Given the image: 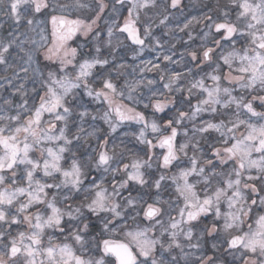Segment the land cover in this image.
I'll return each mask as SVG.
<instances>
[{"label":"snow or ice","instance_id":"6c2138e0","mask_svg":"<svg viewBox=\"0 0 264 264\" xmlns=\"http://www.w3.org/2000/svg\"><path fill=\"white\" fill-rule=\"evenodd\" d=\"M97 2L99 10L89 22L66 15L88 7L80 0L73 3L0 0V14L9 16L18 26L23 17H28L27 24L32 26L34 20L30 13L51 8L50 42L45 40L41 30V39L46 44L43 56L46 61L59 65L58 70L49 71L47 80L43 81V94L36 92L31 106L27 100L21 105L26 116L0 115V122H4L0 124V264H168L157 259L158 245L164 251L179 249L185 264H215L211 256L184 253L180 238L188 241V248L200 250L205 235L214 237L221 232L226 236L225 251L239 252L243 264H264V111H257L253 104L259 101L264 108V0H230L222 12V20L210 15L201 18L209 21L206 25L209 31L204 37L211 36L214 47L202 44V52L185 50L180 53V59L187 55L201 68L214 60L213 54L218 50L215 67L208 64L212 68L206 74L210 84L201 77L193 79L185 88L180 84L182 73L173 71L165 77L160 64L152 61L140 68L141 73L160 70L161 81H167L163 84L164 92H152L153 98L164 96L163 100L156 98L144 103V108H151L154 116L163 114L151 120L122 102L125 98L134 99L132 93L137 91L140 81L125 84L127 96L111 79L103 78L99 89L93 87L94 81L90 79L93 69L103 68L109 61L78 59V48L69 45L78 34L85 38L90 34L93 39L100 37L94 26L107 5L103 0ZM152 2L115 0L122 8L127 6V17L122 26L112 21L108 28L109 44L116 30L126 33L133 44L144 46L145 39L140 37L136 25L140 11ZM178 4L179 0H171V7ZM232 9H236L235 20L231 19ZM119 11L113 5L112 12ZM167 19L165 15L160 24ZM193 20L198 18L193 17ZM193 20L185 23L180 31L189 28ZM144 32L147 37L150 27H145ZM11 45V41L0 45V64L6 63L5 53ZM96 52H100L99 47ZM28 59L31 62L32 57ZM163 60L180 62L167 54L163 55ZM21 70L29 71L28 68ZM81 89L83 95L106 105L100 118L112 133L125 122L142 125L136 140L146 146L147 159L136 157L130 163L124 162L121 153L117 162L115 145L110 151L109 141L104 137L98 148L93 149L95 157L87 165L80 162L69 147L73 139L66 132L69 116L74 108L80 107L76 90ZM185 91L187 96H183ZM237 91L239 96L233 94ZM166 93L182 95L181 107L176 109L175 115L168 113L176 107L177 101ZM246 94L251 95L250 100L246 99ZM193 95H197L194 105L191 103ZM185 101L188 111L183 108ZM4 104L9 105L10 101L4 100ZM232 106L235 112L221 113V109ZM205 113L212 118L200 119L197 123ZM90 114L87 109L79 112L81 124L75 135L77 142L81 139L79 133L84 131L83 119ZM217 115L221 118L214 122ZM92 119L97 117L93 115ZM57 122H63L64 126H58ZM185 122L191 125V135ZM180 127H184L183 142L177 139L181 135ZM210 133L216 136L211 137ZM156 149L161 151L156 152ZM35 153L39 155L34 156ZM153 160L159 162L160 168L176 169L171 176L161 174L154 186L159 190L161 181L171 180L176 199L183 202L180 218L169 216V223L164 226L161 220L155 219L162 209L150 203L143 215L153 222L152 227L131 229L126 222L130 216L126 209L134 208L137 201L124 197L123 192L132 184L144 187L148 183L143 169H151ZM101 172L111 174L112 180L93 175ZM117 176L121 179L117 180ZM190 178H195L194 182ZM201 183L203 188L198 191L197 185ZM74 199L80 200L78 206L69 203ZM122 220L123 224L116 223ZM97 223L100 228L94 232ZM13 225L17 226L14 236ZM156 225L161 226L160 236L150 235ZM165 235L167 241L161 239ZM118 236L123 238L118 239ZM212 247L217 249L218 244L213 242Z\"/></svg>","mask_w":264,"mask_h":264},{"label":"rangeland","instance_id":"374dc122","mask_svg":"<svg viewBox=\"0 0 264 264\" xmlns=\"http://www.w3.org/2000/svg\"><path fill=\"white\" fill-rule=\"evenodd\" d=\"M219 1L224 4V5H222V8L224 7V9H222L220 11V15H217V13H216V10L219 8L218 7L219 4L217 3L218 1L214 2V5L212 8L206 10L205 0H179V4L175 8L171 7V0H169L168 6H167L168 7L167 12H165L164 11L165 9H162L160 6L159 7L156 6L154 3V0H153V2L151 4H149V6L147 8H144L140 11L139 18H141V21L144 24L142 31H144L145 27H150V34H152L154 30H157V32H160L161 35H166V36H161L162 38L160 39L159 36L154 35L152 37L153 46L151 49V52H152V57H150L151 60L150 59L144 60L145 58L140 59L139 62H137L135 65H132L133 67L131 68L130 71L124 72V74L122 76V77H124L123 82H121V79H118L119 82H121L120 83L121 85L120 86L116 85V86H117L118 90H123L125 92L126 96L128 93V89L126 87H124L125 84L126 83L132 84V83H135L136 81H140V84L137 87V91L135 93H132L134 99L132 101H129L126 98L124 99L126 101H129V103H131V104L122 101L124 104H127L130 107H134L133 104L135 103V104L140 105L142 108H144V103H146L148 101V99H147L148 95L152 96V92L157 91V90L159 92H163V89L158 88L157 86L154 85V83L153 84L148 83V81L151 80L148 76V73H152L151 71H145L143 73L140 72V68L144 67L146 62H148V61L153 62L154 61L155 63H157L156 59H157V57H159L161 59V62H162L161 64L160 63L159 64L161 66V69L164 72V70L166 71L169 69V66L166 69H164L162 64L166 63V65H168V64H171V62L164 61L163 55H165V54L172 55L173 60H178L181 62L180 53L184 52L185 50L194 48V50H196L197 52H202L203 51V48L201 47L202 44H209L210 46L214 47V45H211V36H209L207 38L204 37V33L209 31V29L206 27V25L209 23V21L203 20L201 18H203L207 14V15L212 16L213 19L222 20L224 18L222 15V12L225 10L226 6H228L230 4V0H219ZM49 2L50 3H56V2L73 3L74 0H49ZM80 2L85 4V5H88V7L73 10L70 14L66 13V15H68V18H70V19L79 18V19H84V20L90 22L91 19L95 18L96 12L99 10L98 2H97V0H80ZM103 2L107 5V7L105 8L104 12L101 14V19L98 20L96 26H94V31L99 32L101 34L100 31L102 30L104 32V35L109 38L108 28L110 26H112L113 20H115L117 22V17L119 16L122 7L120 5L115 4V0H103ZM113 5H115V7L117 9H120V11L117 13H113L112 12ZM123 8H127V6H125ZM213 9H215V12ZM232 10H234V14L231 16V19L235 20L236 9H232ZM125 13L126 14H125L124 18L122 19V21L120 23H118L121 26L123 25L124 20L127 17V10ZM37 14H42L41 19L42 18L45 19V22L41 23V25H47V27H48L47 28V35L45 34L44 37H45L46 41L50 42L51 32H52V25H51V15L53 14L52 10H51V8L42 9L41 12L37 13ZM56 14H59V12H57ZM165 15L168 17V19L165 21V23L163 25H161L160 19H162ZM193 17L198 18V20H193ZM189 20H193V22L189 26V28L185 29L184 31H180V29L183 27V25L185 23H187ZM138 25H139V20L137 21V25H136L137 28H138ZM195 28H196V30H194ZM158 30H160V31H158ZM188 32L191 33V35L193 36L192 39L196 43H194V42L190 43L187 41L188 44H185V47L182 48L183 50L175 51L173 45L176 43V41L178 39L181 38V34H187ZM35 35H36V37L34 38V41L36 43H38V45H41L43 47V49H41V51H40L41 62L47 63V64L53 66L54 69L52 71L58 70V67H59L58 63L52 64L50 61H46L44 59L43 52L45 50L46 44H45V40L41 39V33H38ZM111 38H113L112 41L113 42L115 41V43H120V41H122V40H127L131 44L132 48L136 47L138 49L137 52L140 54L141 51H139V49H141V46L133 44L127 38L126 33H120L119 31L114 30L113 36ZM195 38H196V40H195ZM101 43L102 42L100 41V38L93 39L91 34L89 35L88 38H85L84 36H81L78 34L77 37H74L72 41H69L70 46L78 48V59H82V58H79L80 53L83 54V56H84L83 58H88L86 53H88L89 51H91L92 53H94V52L96 53V48L97 47L101 48V46H102ZM81 45H83V47H81ZM86 46H89L90 50H89V48L85 49ZM85 51H86V53H85ZM218 54L219 53L217 50V52L213 54L214 60L210 61V62H206L204 65L212 64V67H215V63L218 62ZM175 55H177V57H175ZM187 57H188L189 61L191 62V64L194 66L195 63L191 61V57H189V56H187ZM180 62H179V64H180ZM174 64H177V63H174ZM204 65H202V66H204ZM149 67H151V65H149ZM194 67H195V69L198 68L197 66H194ZM210 69L212 70L211 67H210ZM154 70H157V69H154ZM157 71H160V70H157ZM120 73H122V72H120ZM118 80H117V82H118ZM158 80L160 81V79H158ZM237 92H238V94H234V93L233 94L237 95V96L240 95V92L239 91H237ZM247 96H249L248 99L250 100L251 95L246 94V97ZM156 98L163 100L164 96H158V97H155L154 99H156ZM137 100H139L141 102L136 103ZM253 104H254V107L256 108L257 111H258V108L260 111H264V108H262L260 106L259 101H254ZM103 106H104L103 110H105L104 108H106V105H103ZM170 107H171V105H170ZM149 110H150L151 114H150V116H146V117L150 120L154 119L155 117H158L159 115H162V114H155V116H154L153 110L151 108H149ZM137 111H140V110H137ZM221 111H222V109H221ZM1 115H5V113L2 112ZM204 115H207V114L206 113L202 114L201 117L202 116L204 117ZM45 116L47 117V114H45ZM220 118H221V116H220ZM202 119H204V118H202ZM209 119H211V117ZM57 124H58V122H57ZM77 124H78L77 126H79L81 124V120H79ZM82 126H83L84 131L80 132V133L83 136H87L88 133H94V135H91V136H93V138L91 140H93V142H95L94 148L97 149L98 143H99V142H97V136H98L97 132L99 131L98 125L95 124L94 122L87 124L83 119ZM185 126L188 127L189 134L191 135V125L188 124L187 122H185ZM141 127H142V125H138L134 122H130V121L125 122L123 124H120L117 127V130L122 129L121 132L118 131V135L115 136L114 140H117V141L114 142L112 140L111 141L108 140L109 141L108 149L110 151L113 149V145H115V153H116V157H117V162H119V157H120L121 153L124 155V160H127V162H129V163L131 162V160L133 158L137 157V156H135V157L130 156V153L132 152L131 149H132L133 145L138 146V148H143V150H145L144 152L147 153L146 146L139 144V142L136 140V136L139 134V130ZM108 129H109V127H108ZM109 131H111V130L109 129ZM109 131L107 130L104 133L105 136H107L108 134H111V132H109ZM179 131H180L181 135L178 136V138H177L178 142H183L185 139L183 137L184 127H180ZM99 134L101 135V133H99ZM151 135L152 134L149 133V137H151ZM74 146L76 148L74 147L73 150L81 148L80 144H75ZM126 146L127 147L129 146V147L127 148ZM116 148H119V149L117 150ZM92 151H93V149H91L89 151V153L91 154ZM155 151L160 152L161 150L156 149ZM33 155L38 156L39 154L35 153ZM66 155L71 156V153H66ZM189 155H191V151L189 152ZM145 159H147V156ZM89 162H90V160L88 162H83V163L81 162V163L87 165ZM154 164H158V167H159V162L157 160L152 161V167ZM159 169L162 170L164 172V175H166V176H170L173 174V173L172 174L169 173L172 169L166 170V169H163L160 167H159ZM146 170H148V168H145V170L143 169V171H146ZM174 170L176 171L175 168H174ZM101 176H107L108 181L112 180L111 174H104L101 172V173H97L96 177L100 178ZM116 179L117 180L121 179V176H117ZM190 179H192L193 182L195 180V178H190ZM107 186L110 187L111 186L110 183ZM170 186H172V188H170ZM132 188H133L132 190L137 191V196L136 195L132 196L131 194H129V196H130V198L136 200L137 203L135 204L134 208H127L126 209V211L130 213V216L126 218V222L129 226V228L136 229L138 227L139 228L152 227L153 222L146 220L144 218V215H143L144 210L146 209L147 205L150 203L155 204L156 206H158L162 209L161 214L159 216H157L155 219L161 220L163 222L164 226L168 225L169 216H173L176 219L180 218L179 217V209H180V207H182L183 202L176 199V193H175L173 184H171V185L169 184L170 189H168L169 191L167 193H164L163 190L159 193H157L158 191L154 192V195L152 194L153 198L150 199V200H153V202H150V200L146 201L145 199H143V195L145 193H147V191L144 192L145 186L141 187L139 185L132 184ZM202 188H203L202 183L197 185L198 191ZM65 191H67V190H65ZM200 194L203 195L202 192ZM155 197H157V198H155ZM81 199H82V196H81ZM120 202L122 205L125 204V201L123 199H121ZM69 203H71L75 207V206H78V204L80 203V200L74 199V200L70 201ZM61 206H63V205H61ZM137 212L139 213V215H137ZM131 217H135V219H132ZM124 222L125 221L122 220V221H118L116 223L123 224ZM16 227H17L16 225L12 226V235L13 236L16 235V232H15ZM99 228H100V225H99V223H97V228L94 230V232L98 231ZM155 228L158 229V234L155 235V232L157 230L155 231V229H154V231L152 233H150V235L160 236L161 226L156 225ZM196 234L199 235V229H198V231H196ZM117 238L122 239L123 237L118 236ZM225 238H226V236L222 232L219 233V235L218 234L215 235L214 237H208L205 235L204 239L200 242L201 243V249L200 250L188 248L187 247L188 241L184 240L183 237H181L180 239H181V243L184 245V253L195 252L198 255H205V252L207 250H209L210 252H214L215 255H218L217 251L219 250V248L221 246H223V244H226V243H224ZM161 239H164V236L161 237ZM45 240H46V238H45ZM195 242L196 241L193 240V243H195ZM213 242H216L218 244L217 249H213V247H212ZM226 247H227V245H226ZM226 247H225V249H226ZM157 251H158V249H157ZM225 252H227L228 258L230 260L231 259L232 260H238L239 259L240 253L237 252L236 250H229V251H225ZM181 255L182 254H181L179 249L173 248L170 251H164V250L159 251V253H158V255H156V257L158 260L162 259V260L168 262V264H185V261L183 259H181ZM207 256H211L214 259V255H207ZM173 257H176L175 261H173ZM191 259H193V258L189 257V260H191ZM215 264H218V263L215 262ZM241 264H243V262Z\"/></svg>","mask_w":264,"mask_h":264},{"label":"trees","instance_id":"16d2710c","mask_svg":"<svg viewBox=\"0 0 264 264\" xmlns=\"http://www.w3.org/2000/svg\"><path fill=\"white\" fill-rule=\"evenodd\" d=\"M218 1V9L216 10L217 15H220V11L224 9L222 8V5H224L222 2L219 0H205L206 4V10L210 9L213 7L214 2ZM168 2L169 0H154V3L156 6H160L162 9H165L164 11H168ZM215 12V9H213ZM2 12V10H0ZM126 8H122L120 11L119 16L117 17V23H120L122 19L125 16ZM175 12V11H174ZM234 14V10L231 11V16ZM207 15V14H206ZM42 14H37V13H30V17L34 20V23L32 26H29L27 24V18L28 17H23L21 19L20 25L18 26L14 20H12L9 16L0 14V45L6 44L9 41L12 42L11 47L9 48V52L5 53V59L6 63L5 64H0V115L2 112L5 113L4 116H13L16 115L17 113H20L22 115H27V113H24L23 108L21 105L24 104L25 100H27L28 105L31 106L33 104V97L36 95V92H40L41 94L43 93L42 91V83L43 81L47 80L48 73L49 71H52L54 69L53 66L43 63L40 60V51L43 49L41 45H38L34 41V38L36 37L35 34L41 33V30H43V35H47V25H41V23L45 22V19H41ZM144 27L143 22L141 21V18H139V35L142 39H145V45L141 46L143 50L139 49L140 54L137 52L138 49L132 48L131 44L127 40H122L120 43H115L113 42V38H111V42L109 44V39L107 36L104 35V32L101 30L100 34V41L101 43V48L99 53H92L89 51L87 54L88 58H99V59H107L109 63L105 65L103 68L100 66H97L95 69H93V76L90 78L91 80L94 81L93 87L95 88H100L102 87L103 84V78L111 79L112 82L115 85H121L120 83L123 82L124 77L123 74L126 71H130L131 68L133 67L132 65H135L137 62L140 61V59L145 58L150 59L152 57V46H153V41L152 37L154 35L159 36L160 39L162 38L161 36H166V35H161L160 32H157V30H154L152 34L148 35L145 37V32L142 31ZM196 30V28L194 29ZM160 31V30H158ZM189 33L187 34H181V38L176 41L174 44L175 51H181L183 50L182 48L185 47V44H188V42H194L196 43L192 38L189 39ZM16 37H19L17 39ZM191 37H193L191 35ZM196 40V38H195ZM188 41V42H187ZM40 46V47H39ZM86 48H89V46H86ZM121 48V49H120ZM188 50H194L188 49ZM31 56L32 60L29 62L28 57ZM83 54L80 53L79 58H83ZM177 57V55H175ZM151 60V59H150ZM157 63H162L161 59L157 57ZM153 63H155L153 61ZM164 69H166L169 66L168 70H164L163 74L165 77H167L168 74L171 72H180L183 74V79L180 81V84L184 86L185 88L188 86V84L193 80V79H200L201 77H204L207 83H211V81L207 80L206 74L211 72L212 70L208 65L202 66L201 68L195 69L194 66L191 64L189 61L187 55H185L184 59L181 60L180 64H162ZM22 68H28L29 71L27 73L23 72L21 69ZM189 68H191V72H189ZM56 69V68H55ZM122 72V73H120ZM152 73H148V76L151 80L154 81V85L157 86L158 88H162L163 92L165 91L163 88V84L166 81H161V72L157 70H151ZM118 79H121V82H119ZM160 79V81L158 80ZM118 80V82H117ZM10 81V83H9ZM119 83V84H118ZM23 85L22 88L20 86ZM19 89V91H17ZM77 91V98L76 102L80 104L79 108H74L73 113L69 116L68 122H67V128L69 131L66 132V134L73 139L72 145L69 147L72 148V152L76 154V157L80 160V162H88L89 160L93 159L95 157V152L92 151L90 154L89 151L91 149H95L94 145L95 142L91 140L93 136H83L81 133L79 135L81 136V139L77 142L75 140V135L77 134L78 130V121L80 120L79 118V112L84 111L87 109L91 114L84 117V121L87 124H90L94 122L95 124L98 125L99 131L97 132V142H100V140L104 137H107L109 141H114L116 142L117 140L115 139V136L118 135V131L121 132V130H117L115 133H112L109 131L108 126L104 123V121L100 118L103 115V105L94 102L91 98L83 95V91L81 90H76ZM234 94H238V92H234ZM166 95L173 96L174 99L177 101L176 107L172 109L171 112L168 113V115H175L176 114V109L181 107V104L179 101L182 99V95L180 93H166ZM198 95V94H197ZM197 95H193L191 98V103L194 105L197 101ZM183 96H187V92L185 91L183 93ZM239 96V95H238ZM249 96L246 97L248 99ZM9 100L10 104L5 105L4 100ZM148 101L150 99H154L152 96L147 97ZM69 100L72 101V97H69ZM147 101V102H148ZM123 102L129 103V101H126L123 99ZM36 103H38V99L36 100ZM131 104V103H129ZM133 106L137 109L143 112L146 116H150V110L149 108H142L138 104H133ZM183 108L185 111L189 110V106L187 101L184 102ZM105 109V108H104ZM258 111L259 108H258ZM232 113L235 112V107L232 106L230 109H222L221 113ZM95 115L97 117L96 120L92 119V116ZM163 115V114H162ZM160 116V115H159ZM158 116V117H159ZM156 118V117H155ZM204 118L203 120H207L210 118V116L204 115L201 118L198 119L197 123L200 121V119ZM212 118V117H211ZM225 119H227V116H224ZM245 118H247L245 116ZM220 116L217 115L214 118V122H219ZM254 119V118H253ZM4 122H0V124H3ZM58 126L63 127L64 123L63 122H58ZM111 132V134H108L105 136L106 131ZM101 133V135L99 134ZM211 137H215V133H210L208 134ZM95 141V140H94ZM96 142V143H97ZM75 144H80L81 148L74 149ZM120 146V145H119ZM127 147V146H126ZM129 147V146H128ZM127 147V148H128ZM76 148V147H75ZM120 148V147H119ZM119 148H116L117 150ZM82 149V150H81ZM132 152L130 153V156L132 157H142L146 158V153L144 152L143 148H138V146L133 145L132 146ZM124 162H127V160H124ZM145 170V169H144ZM175 170L172 168V170L169 172L170 174L174 173ZM146 174V179L148 180V183L145 185V193L143 195V199L146 201L150 200L153 198L154 192L158 191L157 193L161 192L162 190L164 193H167L172 186L169 188V184L171 185L172 182L170 179H165L164 181H161V190H157L154 186V181L156 179H159V176L161 174H164L162 170L159 169L158 164H154L151 169H148L145 171ZM93 175L97 176V173H93ZM171 176V175H170ZM164 186V187H163ZM163 187V188H162ZM132 185L129 189L125 190L123 193L124 197H128L129 194L132 196L136 195L137 196V191L132 190ZM153 194V195H152ZM141 195V194H140ZM157 198V197H155ZM150 202H153V200H150ZM97 228V225H96ZM199 228L196 229L198 231ZM157 230V231H156ZM155 235L158 234V229L155 228ZM59 235V234H57ZM219 235V234H218ZM163 240H167V236H164ZM226 240V238H225ZM224 240V243H225ZM225 247L226 244H223L217 251L218 255H215L214 252H210L207 250L205 252V255H214V261L218 264H241L243 261L241 259L238 260H230L228 258L227 252H225ZM158 251L156 252V255H158L159 251L162 249L157 246Z\"/></svg>","mask_w":264,"mask_h":264}]
</instances>
